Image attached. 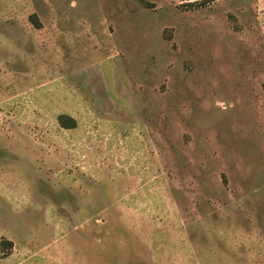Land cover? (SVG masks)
Listing matches in <instances>:
<instances>
[{"label": "rangeland", "instance_id": "374dc122", "mask_svg": "<svg viewBox=\"0 0 264 264\" xmlns=\"http://www.w3.org/2000/svg\"><path fill=\"white\" fill-rule=\"evenodd\" d=\"M2 240L0 264H264V0H0Z\"/></svg>", "mask_w": 264, "mask_h": 264}, {"label": "trees", "instance_id": "16d2710c", "mask_svg": "<svg viewBox=\"0 0 264 264\" xmlns=\"http://www.w3.org/2000/svg\"><path fill=\"white\" fill-rule=\"evenodd\" d=\"M185 1L188 2V5L189 6H203V5H206V3H208L211 0H200V2H190L192 0H185ZM31 19H34V18L31 17ZM33 23H35V22H33ZM58 122H59L60 126L62 128H65V129H72V128H75V126H76V122H75L74 119H72V118H70L68 116H64V115L59 116ZM5 243H7L10 247L12 246V243L11 242H7L5 240H2L1 241L0 246L2 247L3 244H5Z\"/></svg>", "mask_w": 264, "mask_h": 264}]
</instances>
